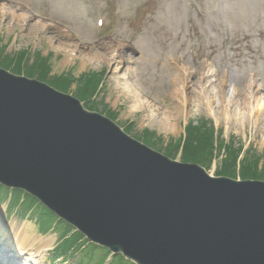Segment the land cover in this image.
<instances>
[{
    "label": "rangeland",
    "instance_id": "obj_1",
    "mask_svg": "<svg viewBox=\"0 0 264 264\" xmlns=\"http://www.w3.org/2000/svg\"><path fill=\"white\" fill-rule=\"evenodd\" d=\"M85 55L95 60L85 62ZM0 66L79 99L174 160L193 159L214 176L264 180V111L254 126L225 106L230 96L243 102L249 88L264 97V0H0ZM185 70L187 107L178 77ZM205 75L224 100L213 113L199 95ZM115 77L135 91L130 97L140 94L143 109L131 108ZM170 118L167 129L162 122ZM190 148L198 152L189 156ZM24 194L0 186L1 244L29 231L36 245L54 239L39 264H135L104 257L56 216L43 223L44 210ZM65 230L70 240L58 248ZM0 247V259L29 258L21 245Z\"/></svg>",
    "mask_w": 264,
    "mask_h": 264
},
{
    "label": "water",
    "instance_id": "obj_2",
    "mask_svg": "<svg viewBox=\"0 0 264 264\" xmlns=\"http://www.w3.org/2000/svg\"><path fill=\"white\" fill-rule=\"evenodd\" d=\"M0 184L136 264H264V180L212 177L0 68Z\"/></svg>",
    "mask_w": 264,
    "mask_h": 264
},
{
    "label": "bare ground",
    "instance_id": "obj_3",
    "mask_svg": "<svg viewBox=\"0 0 264 264\" xmlns=\"http://www.w3.org/2000/svg\"><path fill=\"white\" fill-rule=\"evenodd\" d=\"M82 58H83V60L85 62L95 60L94 56L92 58L91 56H88V55H85ZM65 60L70 62V56L67 53H66V56H65ZM109 60H110V58H109ZM0 68L4 69V70H7L11 74H14V72L10 71L8 68H4L2 66H0ZM184 74L185 75H182L181 72H179V74H178L179 80L182 83V85L180 86L179 90L181 91V98L183 99L182 102L184 104L183 106L187 107L189 105V101H190V97L186 93V90L189 87V83H190L189 82V79H190L189 70H185ZM14 75L22 76V75H18V74H14ZM25 77H27V76H25ZM27 78H29V77H27ZM115 78H117V81L119 82L118 85L120 86V90L123 91V93H125L127 96H129V98L132 100V102L135 103V104H133L131 106V108L132 109H138V108H142L143 109V106H146V104H144L145 102L142 100L140 94L134 93V96L130 97L129 93L135 92V91H133V89H131V87L129 85H127V87L126 86L122 87L121 86L122 79L120 80L118 77H115ZM30 79H35V78H30ZM207 79H208L207 75H205L203 77V79L201 78V80L198 82L199 84L202 85V87H200V90L201 89L203 90L202 91L203 93L200 91L201 93L199 95L204 96V99H205V103L204 104L206 105V108L209 111H211V113H213L214 110L216 109V106H217L218 103H220L221 105H224L223 104L224 100H222L223 97L221 95L218 96L217 93H216V96H215V93H214L213 89L209 90V82L207 81ZM35 80H37V79H35ZM201 81H202L203 84L201 83ZM199 84H198V86H199ZM255 89H252V88L250 89L249 88L247 99H245L243 102H241L240 100H238L236 98H233L232 96L229 97V100H230L229 104H228V106L227 105H225V106H226L227 111L229 109H231V112L236 111L235 112V114H236V119L235 120L236 121L237 120L238 121H243L245 119L246 114H247L249 119L253 121V125L254 126L260 123L261 116H262L263 111H264V97H261L259 95V93H258V89H256V90ZM234 108H235V110H234ZM262 122L264 123V121H262ZM162 125L165 128H167V129L168 128L169 129L173 128L172 127L173 125L171 124V118L167 119V120H163ZM163 155H165V154H163ZM165 156H167V155H165ZM170 159H172V158H170ZM172 160H174V159H172ZM175 161H177V160H175ZM178 162H181V161H178ZM182 163H191V162L190 161H186V162L183 161ZM207 172H208V170H207ZM208 174H210V173L208 172ZM210 175L212 177H221V176H214L212 174H210ZM253 180H258V179H253ZM7 189H8V191H10L11 188L7 187ZM23 199L27 200L26 197H24ZM3 211L4 210H0V217L2 216V212ZM45 216H47L49 218L52 217V216L46 215V214H45ZM62 222H64L66 225H68L71 228H73L75 230V232H77V234H79V230L76 227L72 226V224H70L69 222H67L64 219L62 220ZM11 231H14V230L11 229ZM15 234H16L15 238H13V240H12L13 242L11 241L9 243V242L6 241V244H1V242H0V246L3 245V246H8V247H13V249H14L15 245L16 246H20L21 245V247L26 252H28V255H29L28 256L29 258L26 259V261H24V264H30V262H34V264H39L41 262V259L45 258L46 253L53 247V244H54V239L48 237V238H45V239H41L39 245H36L35 243H36L37 239L34 240L33 239V235L29 231H23L21 235H18V231H17ZM84 242L88 243V245H90V246L95 245L96 247L102 248V246L100 244H98V243L94 244L89 239H85ZM0 250H1V247H0ZM104 250H106V249H104ZM116 254H118V253H116ZM116 254H114L111 257L112 260L113 259L117 260L116 259ZM13 258H15L14 255L12 257H8L6 262L8 264H16V262H14ZM39 258H41V259H39Z\"/></svg>",
    "mask_w": 264,
    "mask_h": 264
},
{
    "label": "trees",
    "instance_id": "obj_4",
    "mask_svg": "<svg viewBox=\"0 0 264 264\" xmlns=\"http://www.w3.org/2000/svg\"><path fill=\"white\" fill-rule=\"evenodd\" d=\"M210 150H211V149H208L207 152L210 151ZM194 152H198V151H197L195 148H190V149H188V153H187V154H188L189 156H190V155H191V156H194ZM189 156H185V158H187V157H189ZM236 158H237V157H235L234 159H236ZM187 160H192V161H193V159H187ZM192 161H191V162H192ZM219 174H220V173H219ZM95 248H96V247H95ZM98 249H102V250H104V248H98ZM104 251H105V253H106L104 257H106V255L108 254V252H107L106 250H104ZM104 257H103V258H104ZM119 257H121V260L124 259L122 256H119Z\"/></svg>",
    "mask_w": 264,
    "mask_h": 264
}]
</instances>
